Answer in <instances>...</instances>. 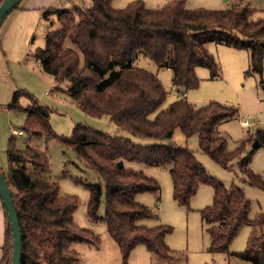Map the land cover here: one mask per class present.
Listing matches in <instances>:
<instances>
[{"label": "trees", "instance_id": "1", "mask_svg": "<svg viewBox=\"0 0 264 264\" xmlns=\"http://www.w3.org/2000/svg\"><path fill=\"white\" fill-rule=\"evenodd\" d=\"M113 1L91 0L89 7L45 11L50 24L57 20L61 27L47 31L45 47L38 48L34 58L44 72L67 84L68 96L83 113L107 117L118 131L111 134L77 123L69 136L58 135L50 124V107L30 96L31 105L23 108L19 92L12 107L27 112L23 133L44 137L46 143L59 141L103 179V185H89L87 213L92 221H98L104 197L103 221L124 263L139 246L165 264L177 259L166 241L172 232L170 226L140 224L158 215L139 202L138 195L158 194L161 186L143 170L128 166L137 162L168 169L174 199L187 208L201 185H211L213 204L200 211L210 236L209 251L264 264V210L251 220L252 206L243 188H227L206 171L192 150L173 141L177 130L186 138L198 135L201 150L214 162L225 169L238 165L243 181L264 191V174L250 167L253 143L264 146V128L230 150L229 139L219 126L236 117L237 107L216 101L197 107L186 97H178L165 108L169 93L162 81L134 65L138 56L144 55L157 66L170 69L173 87L187 92L200 85L198 67L208 68L212 78L220 76V65L207 49L208 44L216 43L247 50L250 68L246 74L261 76L264 84V10L257 15L255 9L241 3L225 10H190L187 0H170L158 8H147L144 1L137 0L118 9ZM124 131L153 142L137 144L124 136ZM7 159L6 180L22 234L21 264H81L82 254L76 246L99 248L101 237L75 222L80 201L63 195L59 183L49 175L47 150L31 145L29 140L20 148L11 139ZM244 226L252 228L248 246L233 252L231 245ZM6 241L5 264H11L13 238L8 216Z\"/></svg>", "mask_w": 264, "mask_h": 264}, {"label": "rangeland", "instance_id": "2", "mask_svg": "<svg viewBox=\"0 0 264 264\" xmlns=\"http://www.w3.org/2000/svg\"><path fill=\"white\" fill-rule=\"evenodd\" d=\"M137 0H114L113 6L125 8ZM147 8L163 7L170 0H142ZM28 0H22L4 21L0 28V173L8 174L9 165L7 148L9 141L15 139L18 147H25L27 141L31 145L47 150L51 162L49 175L59 183L63 195L75 196L80 205L75 212V222L90 229L101 237L99 248L87 245H77L82 254L81 264H165L151 254L144 246L137 247L127 263L123 262L118 244L107 231L103 221L105 214L104 197L100 207L98 221L88 217L87 204L90 199V184H104V181L94 171L90 170L76 156L71 148L65 147L59 141L52 139L46 143L44 137H29L23 132L27 119V112L12 107L14 96L21 92L19 104L27 108L32 103V96L41 104L50 107V124L58 135L69 136L73 126L77 123L88 125L108 133H116L117 126L105 118H94L83 113L67 94V84L58 83L55 78L43 71L40 63L34 58L38 48L45 47L46 33L49 30L60 29L56 20L54 25L45 18L44 12L52 8L70 10L74 7H89L91 0H56L51 8L28 9ZM244 4L255 9L256 14L264 9V0H187V9L205 8L209 10H225L236 4ZM67 45L77 50L68 42ZM209 53L215 56L220 65V76L211 77L206 67H198L196 72L200 85L196 89L177 91L172 85L171 71L159 67L149 58L140 54L135 60V67L144 69L157 75L169 93L164 104L170 103L187 95V99L197 107L216 101L238 108L239 113L233 119L224 121L219 131L229 139V149H234L240 141L248 140L256 130L264 128V84L259 75H247L250 68V53L247 50L210 43L207 45ZM31 96V97H30ZM249 121V127L243 126V121ZM122 134L133 139L137 144L152 143L133 137L129 132ZM173 141L192 150L197 160L214 178L223 182L227 188L237 185L243 188L247 199L251 202L250 219H256L264 210V191L245 183L244 175L239 166L225 169L214 162L199 146V136L186 138L181 130L174 134ZM254 144V143H253ZM253 146V145H252ZM253 149V147H252ZM128 166L143 170L144 173L161 186L158 194L146 192L138 195L137 200L157 212V217L140 222L148 227L160 224L168 225L172 232L166 241L176 253V262L172 264H252L240 258H228L223 254H212L209 251L210 236L200 211L213 204L214 189L211 185H201L197 194L192 198L190 208L181 206L174 199V186L168 169L146 166L132 162ZM251 169L258 174H264V146L254 150ZM159 202V203H158ZM0 197V204H2ZM252 228L244 226L231 245V251L241 252L248 246ZM10 254V259L11 260ZM8 264V263H7Z\"/></svg>", "mask_w": 264, "mask_h": 264}, {"label": "water", "instance_id": "3", "mask_svg": "<svg viewBox=\"0 0 264 264\" xmlns=\"http://www.w3.org/2000/svg\"><path fill=\"white\" fill-rule=\"evenodd\" d=\"M22 0H3L0 4V28L3 25L5 19L19 6ZM253 148H259V144L256 141L253 144ZM0 197L2 199L4 208L6 209L8 220L10 222V228L12 232V244L13 251L11 255V264H21L22 259V234L20 229V221L17 213V209L13 202L12 192L7 183L6 176L0 173Z\"/></svg>", "mask_w": 264, "mask_h": 264}, {"label": "crops", "instance_id": "4", "mask_svg": "<svg viewBox=\"0 0 264 264\" xmlns=\"http://www.w3.org/2000/svg\"><path fill=\"white\" fill-rule=\"evenodd\" d=\"M55 2H56V0H28L27 8L28 9H33V10H36V9H47V8L49 9V8H51L53 6V4ZM263 10L264 9H262L261 11H263ZM171 74H172V77H173V72L172 71H171ZM171 81H172V79H171ZM185 97L188 98L187 95H185ZM6 230H7V216H6V213H5V210H4V205L2 203V204H0V264H5L6 258H7Z\"/></svg>", "mask_w": 264, "mask_h": 264}, {"label": "built area", "instance_id": "5", "mask_svg": "<svg viewBox=\"0 0 264 264\" xmlns=\"http://www.w3.org/2000/svg\"><path fill=\"white\" fill-rule=\"evenodd\" d=\"M242 124H243V126H245V127H249V126L251 125V123H250L249 121H247V120L243 121ZM19 134L22 135V134H24V133H23V132H19Z\"/></svg>", "mask_w": 264, "mask_h": 264}]
</instances>
